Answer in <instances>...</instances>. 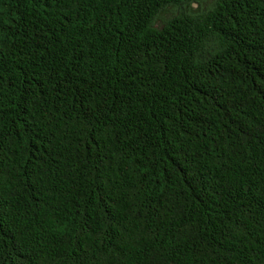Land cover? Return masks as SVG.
Listing matches in <instances>:
<instances>
[{"label": "trees", "instance_id": "1", "mask_svg": "<svg viewBox=\"0 0 264 264\" xmlns=\"http://www.w3.org/2000/svg\"><path fill=\"white\" fill-rule=\"evenodd\" d=\"M0 264H264V0H0Z\"/></svg>", "mask_w": 264, "mask_h": 264}]
</instances>
